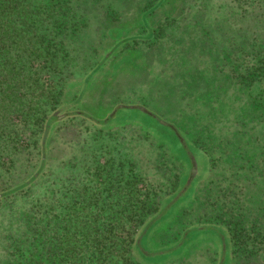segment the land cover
<instances>
[{
    "label": "trees",
    "instance_id": "trees-1",
    "mask_svg": "<svg viewBox=\"0 0 264 264\" xmlns=\"http://www.w3.org/2000/svg\"><path fill=\"white\" fill-rule=\"evenodd\" d=\"M126 15L139 24L113 37ZM123 49L147 57L152 90L88 104ZM139 104L169 105L203 181L146 127L110 122ZM183 184L229 264H264V0H0V264H137L143 226Z\"/></svg>",
    "mask_w": 264,
    "mask_h": 264
},
{
    "label": "rangeland",
    "instance_id": "rangeland-1",
    "mask_svg": "<svg viewBox=\"0 0 264 264\" xmlns=\"http://www.w3.org/2000/svg\"><path fill=\"white\" fill-rule=\"evenodd\" d=\"M139 22V15L132 18L126 15L121 22V28H116L119 30L112 32L113 37L117 33L116 38L127 37V27L138 25ZM122 29L126 31L125 35H122ZM125 40L123 38L124 42ZM119 55L121 58L118 59L116 64L105 66L103 71L105 72V78L100 79L96 92L92 95H85L84 99L88 104H93L94 97L99 94L105 95V92L112 91L123 94V88L128 89L131 84H144L147 85L145 90H152L148 82L152 81L151 78L154 75L146 69H141L148 60L143 52H127L126 49ZM132 66H136L134 71L138 70L134 74H130ZM144 94L148 93L144 92ZM168 106L163 107V105H160V108L158 105L141 107L140 104L134 108H114V106H111L115 111V115L111 117L110 122L113 125L134 123L138 127H146L159 140L166 141L174 153L186 159V161H183V165L189 167V172L185 173V182L186 180L187 183L193 182L194 178L191 179V174L194 167H196L195 174L203 181L207 174V164L203 163L206 161L205 155L200 156L201 154L197 155V153L189 151L174 132L164 126V124H167L174 127L166 116L169 110ZM143 108H146L147 112L142 111ZM193 158L199 159V166L192 164ZM186 185L183 184V189L179 186L176 194L169 193L165 195L161 201L160 212L152 216L143 226L132 254L137 264H229L227 260L228 253H226V234L223 227L219 222L211 221L212 216L210 217L208 214L210 212L200 206L195 192L190 189L183 191Z\"/></svg>",
    "mask_w": 264,
    "mask_h": 264
},
{
    "label": "water",
    "instance_id": "water-1",
    "mask_svg": "<svg viewBox=\"0 0 264 264\" xmlns=\"http://www.w3.org/2000/svg\"><path fill=\"white\" fill-rule=\"evenodd\" d=\"M195 173H196V167L193 168V172L191 174V179L194 178Z\"/></svg>",
    "mask_w": 264,
    "mask_h": 264
}]
</instances>
